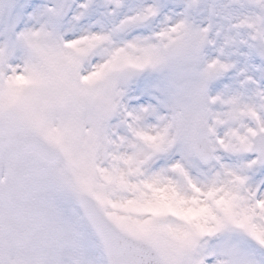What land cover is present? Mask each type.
Masks as SVG:
<instances>
[{
	"label": "snow or ice",
	"instance_id": "snow-or-ice-1",
	"mask_svg": "<svg viewBox=\"0 0 264 264\" xmlns=\"http://www.w3.org/2000/svg\"><path fill=\"white\" fill-rule=\"evenodd\" d=\"M0 264H264V0H0Z\"/></svg>",
	"mask_w": 264,
	"mask_h": 264
}]
</instances>
